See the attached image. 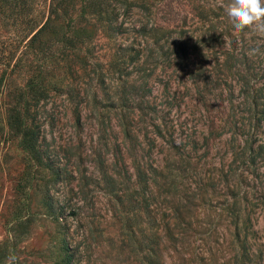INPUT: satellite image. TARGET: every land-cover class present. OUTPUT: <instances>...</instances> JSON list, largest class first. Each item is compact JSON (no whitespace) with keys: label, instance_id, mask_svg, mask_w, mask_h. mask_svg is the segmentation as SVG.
Wrapping results in <instances>:
<instances>
[{"label":"rangeland","instance_id":"rangeland-1","mask_svg":"<svg viewBox=\"0 0 264 264\" xmlns=\"http://www.w3.org/2000/svg\"><path fill=\"white\" fill-rule=\"evenodd\" d=\"M24 1L0 6V264H264V35L228 0H126L118 33L98 0Z\"/></svg>","mask_w":264,"mask_h":264},{"label":"clouds","instance_id":"clouds-1","mask_svg":"<svg viewBox=\"0 0 264 264\" xmlns=\"http://www.w3.org/2000/svg\"><path fill=\"white\" fill-rule=\"evenodd\" d=\"M226 15L231 20L235 31L251 29L264 35V0H228L223 5ZM250 55L262 54L260 48H253ZM14 257H9L6 264H12Z\"/></svg>","mask_w":264,"mask_h":264},{"label":"trees","instance_id":"trees-1","mask_svg":"<svg viewBox=\"0 0 264 264\" xmlns=\"http://www.w3.org/2000/svg\"><path fill=\"white\" fill-rule=\"evenodd\" d=\"M115 2L119 3V5H115V4H110L111 2L108 0H98V2L96 3H90L91 6L95 5V7L93 8V10H95L97 12V15H101L103 13L104 17H105V21H106V28L108 31H116L117 33L119 32V27L121 26V22H115V15H107L106 11H107V7H108V12L107 13H111V10L114 9V7H123L121 10L124 11L125 13H129L130 9L129 7H131V2H126V0H115ZM113 3V2H112ZM0 6L1 7H5V6H11L10 9H17V8H21L24 4L25 1L24 0H0ZM105 4L104 8H101V5ZM126 5V6H125ZM114 6V7H113ZM136 7H139V9L143 10L145 9L144 4H142V2L137 3L135 5ZM97 7V8H96ZM146 24H141L139 25L137 28H135L134 26L131 27V32L133 33H137V34H142L144 32H146ZM69 41V40H68ZM122 86H125V82L123 81ZM130 86H132V84H130ZM16 118H13V121L16 122L15 120ZM250 126V125H249ZM33 129H30V131H28L27 135H28V140L30 141V147L34 148L35 143L37 142V136H38V126H33ZM251 128V126H250ZM36 129V130H34ZM247 139L249 140V138L247 137ZM246 140V138L244 139ZM243 140V141H244ZM247 141V140H246ZM35 152V150H34ZM46 206L48 209L52 210V202L48 199H46ZM68 260V258L66 259ZM67 262V261H65ZM68 264V262L66 263Z\"/></svg>","mask_w":264,"mask_h":264}]
</instances>
